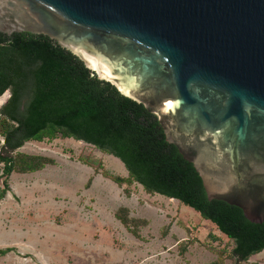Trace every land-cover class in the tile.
Here are the masks:
<instances>
[{
    "label": "water",
    "instance_id": "95a60500",
    "mask_svg": "<svg viewBox=\"0 0 264 264\" xmlns=\"http://www.w3.org/2000/svg\"><path fill=\"white\" fill-rule=\"evenodd\" d=\"M0 32L79 57L157 116L209 200L264 222V0H0Z\"/></svg>",
    "mask_w": 264,
    "mask_h": 264
},
{
    "label": "trees",
    "instance_id": "16d2710c",
    "mask_svg": "<svg viewBox=\"0 0 264 264\" xmlns=\"http://www.w3.org/2000/svg\"><path fill=\"white\" fill-rule=\"evenodd\" d=\"M7 90L11 95L0 108V201L10 190L13 172H37L54 162L19 148L27 141L69 137L119 158L127 176L80 158L119 186L137 182L148 193L175 198L214 223L233 242L230 256L235 264L264 250V222L252 223L239 207L209 200L194 165L166 140L156 115L93 75L79 57L49 37L0 32V96ZM115 216L135 236L147 222L131 216L127 207ZM8 250L0 248V255ZM222 260L219 256L209 264Z\"/></svg>",
    "mask_w": 264,
    "mask_h": 264
},
{
    "label": "rangeland",
    "instance_id": "374dc122",
    "mask_svg": "<svg viewBox=\"0 0 264 264\" xmlns=\"http://www.w3.org/2000/svg\"><path fill=\"white\" fill-rule=\"evenodd\" d=\"M18 151L54 162L11 174L0 201V248L9 249L0 264H209L219 256L235 264L233 242L193 208L137 182L119 186L83 163L81 157L128 175L119 158L93 144L58 137L27 141ZM120 207L147 221L138 236L116 218ZM241 264H264V250Z\"/></svg>",
    "mask_w": 264,
    "mask_h": 264
},
{
    "label": "bare ground",
    "instance_id": "6f19581e",
    "mask_svg": "<svg viewBox=\"0 0 264 264\" xmlns=\"http://www.w3.org/2000/svg\"><path fill=\"white\" fill-rule=\"evenodd\" d=\"M8 98L7 92H5L3 95L0 96V105L4 103Z\"/></svg>",
    "mask_w": 264,
    "mask_h": 264
},
{
    "label": "crops",
    "instance_id": "0c3cea01",
    "mask_svg": "<svg viewBox=\"0 0 264 264\" xmlns=\"http://www.w3.org/2000/svg\"><path fill=\"white\" fill-rule=\"evenodd\" d=\"M2 248V247H1Z\"/></svg>",
    "mask_w": 264,
    "mask_h": 264
}]
</instances>
